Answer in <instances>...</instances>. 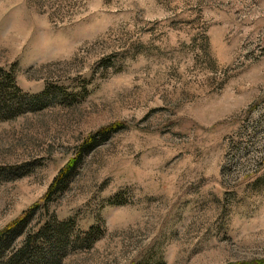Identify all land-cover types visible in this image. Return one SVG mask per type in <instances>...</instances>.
Segmentation results:
<instances>
[{"label": "rangeland", "instance_id": "obj_1", "mask_svg": "<svg viewBox=\"0 0 264 264\" xmlns=\"http://www.w3.org/2000/svg\"><path fill=\"white\" fill-rule=\"evenodd\" d=\"M0 70L43 94L0 119V231L40 204L58 264L264 263V0H0Z\"/></svg>", "mask_w": 264, "mask_h": 264}, {"label": "trees", "instance_id": "obj_2", "mask_svg": "<svg viewBox=\"0 0 264 264\" xmlns=\"http://www.w3.org/2000/svg\"><path fill=\"white\" fill-rule=\"evenodd\" d=\"M42 97L43 94L23 93L12 72L0 70V119L22 114L26 111L22 109L24 105H38ZM122 128L121 124L108 126L85 138L75 149L72 160L59 170L49 185L44 197L46 204L68 187L85 156ZM41 208L40 204L33 205L0 231V264H58L66 256L72 221H59L51 216L40 228L34 229L32 222ZM97 232V227L93 226L82 232V239L75 243L83 242L84 246L91 247L100 237Z\"/></svg>", "mask_w": 264, "mask_h": 264}]
</instances>
